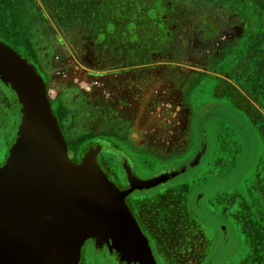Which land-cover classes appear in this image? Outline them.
Instances as JSON below:
<instances>
[{
	"label": "crops",
	"instance_id": "1",
	"mask_svg": "<svg viewBox=\"0 0 264 264\" xmlns=\"http://www.w3.org/2000/svg\"><path fill=\"white\" fill-rule=\"evenodd\" d=\"M58 37V42L63 47L61 51L68 58L74 59L67 40L60 36L59 32ZM164 64V61H155V63L151 61L141 65L122 63L110 70H95L103 82L102 91L98 93L99 95H86L77 86L72 84L66 85L62 82L57 83L55 76L44 80L37 73L45 87L46 97L50 103V111L55 118L57 139L59 138L57 151L58 148L61 149V154L58 153V157L63 158L67 164L76 165L78 168L83 167L91 172L97 171L110 186L113 185L118 188L104 172L106 169L103 165L107 164L117 171L121 180L125 181L123 188H118L120 191H123L126 187H136L130 192L125 201L141 231V226L130 207V204L131 206L133 205L131 195L139 197L154 189L164 188L169 186L177 177L187 179L193 175V172L204 165L210 150L215 148L218 151V145L225 143L224 140H220L222 133L217 127L213 126H217V124L223 122L222 117L211 114L212 109L217 107V105L207 104L208 106L203 105L202 107L200 106L201 108L199 107L200 109L196 108L195 111L192 110V113L189 112L192 115L191 121L182 123L177 117V114L181 113V106L175 103L174 99H171L173 98L172 92H174V89L172 90V84L166 82L163 75L158 77L161 82L158 80L159 82H156L154 86H150L146 90L140 89L130 92L125 85L118 84V81L135 79L138 73L144 71L152 72L156 65L162 66ZM210 74L216 76L219 80H224L225 77H228H223L216 73ZM137 79L141 81L143 77H138ZM107 82H112L114 87L107 86ZM229 84V82L226 83V85ZM0 85L10 90L14 101L19 107L18 114L13 118L10 126L0 125V178H3L6 171L10 172L8 174L16 175L22 171H32L39 168L44 162L46 143H48L50 151L54 149V143L52 140H45L39 119L36 116L27 117L25 113L27 108L26 100L16 83L3 70H0ZM111 89L113 94L110 93ZM153 92H156L157 95H154ZM166 93L168 98L164 97ZM187 93V88H185V101L188 104L190 103V98ZM148 97L149 99H146ZM54 104L60 107L68 106L72 109L70 110L72 112V120L67 125L65 124L66 118H60L57 112L53 110ZM251 105L255 108L257 107L255 104L251 103ZM186 106L191 111L192 107ZM188 107L185 110L182 109L184 114L187 113ZM259 113L264 115L262 112ZM181 128L187 129L183 137L185 139L184 144L191 145L190 151L183 157L175 156L169 159L168 161L171 162L163 167L158 166L160 168L158 170L159 173L154 176L149 175L140 178L137 161L141 155L140 151L156 156H172L173 154H178L181 150L182 152L185 151V146H183L176 152V150H173L171 144L177 136L175 134L176 131L181 130ZM81 131L83 135H86L85 137H88L89 142L79 159L73 161L68 157L67 141L71 136L75 137ZM250 132V127L241 125L239 131L235 132L236 135L233 134L232 143L234 144L233 140L239 142L240 148L236 151L242 152L241 155L243 154L244 156L250 152L246 148V139L251 134ZM190 133L191 136L189 135ZM178 135L177 138L180 137V134ZM211 136L214 137L216 147L212 145L213 139L211 140ZM246 149L248 152H246ZM152 161L155 160L152 159ZM235 164L239 163L234 161L230 166L232 167L230 168L231 170L228 168L226 176L220 175L217 178L209 180V176L206 179L204 173L199 181L202 184H206L207 188L195 190L184 201L186 205H190L197 221L202 226L199 228H203L205 232L207 230L215 231L218 239H220V243L215 244L209 243L208 238L204 239V241L208 242L205 245L208 246L207 251L209 253L204 258L205 262L203 264H230L227 258L232 254L234 248H236L233 242L234 238L232 237V232H235L236 227L234 218L229 213L219 214L214 211V204L223 195L224 190L229 191L235 182L242 180L243 174L249 169L250 163L245 166V170L242 173H238L237 178L233 182L228 183L226 181L227 177L237 173L233 167ZM160 177L165 180L154 184L155 179H159ZM133 181L136 182L135 185L132 184ZM146 181H150L151 184H141L147 183ZM241 182L245 183V180ZM255 183L256 181H254ZM256 187L259 192L260 206L264 207V197L261 195L258 185ZM175 202L178 203L177 201ZM1 215L0 217L4 218L7 225L12 223L13 217L10 213ZM207 217L216 219V226L208 222ZM2 222L0 221V224L4 225ZM7 233H9V236L0 239V264H37V261L32 258L28 260H10L13 250L11 249V243L14 240L12 239L11 232ZM99 240L88 238L84 241L79 249V258L76 264H83V253L87 254L90 252L89 245H92L96 252H105L109 255L112 260L110 264H161V259L154 254L152 243L149 239L148 248L152 257L149 260H144L142 257L133 254L127 247L117 249L114 246L112 238L103 239L105 241L103 243ZM26 251L22 250V252ZM84 256L85 259L86 257L90 258L89 254ZM86 264L105 263L96 262L95 259L91 258L87 260Z\"/></svg>",
	"mask_w": 264,
	"mask_h": 264
},
{
	"label": "rangeland",
	"instance_id": "2",
	"mask_svg": "<svg viewBox=\"0 0 264 264\" xmlns=\"http://www.w3.org/2000/svg\"><path fill=\"white\" fill-rule=\"evenodd\" d=\"M3 1L4 0H0V44L6 46L20 56L35 70L36 73L38 72L31 62L34 58L31 53L40 51L42 48L41 51L43 52L52 51V53L64 54L61 51L63 47L59 42L54 43L49 40L52 36L53 39H59L57 32H59L60 36L66 39L62 35V31L66 32L65 34H68V30L65 31L68 27L72 26L70 31L76 27L79 31L76 32V38L73 40L75 41L74 43L80 47L79 45L85 42L86 33L88 34L90 32L89 35H94V33H97L96 31H100L98 29L102 26L101 24H107L104 27L107 26L110 28L111 26H115L119 30L126 31L128 21H132L137 15L134 9L129 14V19L124 17L121 19L116 16L117 19L111 23H109V21L107 22L106 19L103 20V23L95 21V23H91L89 26H87L88 23L86 22H82L78 26L71 24L66 27L62 25L64 29H61L57 26L56 21L46 13L44 6L41 4V0H34L32 4L28 5V9L21 10L18 13L10 8L5 9ZM210 1L217 3L223 0ZM235 6L238 8L241 16H245L249 20L255 31L263 24V16L257 14L259 11L257 3L254 5H251L250 3L248 5H245V3L242 5L236 4ZM6 12H11L15 18L23 20L20 24L17 20L8 22L4 16ZM237 33H239L238 30ZM125 34L128 36H126L127 39H124V43L117 41L119 39H116V36L107 32L100 37V42L104 47H108L109 49H114L115 46L126 48L129 46L128 44L126 45V43H129L132 40L135 41L136 39H128L131 35V31ZM215 36L217 37L216 39H211L210 36L208 39H204L203 47L206 49L212 48L214 42L219 41L221 48L217 46L216 51L223 52L230 48V46H227V39H239L236 34L234 35L232 28L226 27L225 24H221L219 31ZM184 39V37H162L161 40H165L166 48H162L158 52L163 54L168 53V56L174 55L173 51L175 48L178 49L179 45H184L182 42ZM192 43H194L193 45H196L195 39ZM54 44L58 46L56 49H54ZM86 45L88 49H85L84 54L86 55L88 62H91V59H89V56L91 55V44L88 42ZM246 45H249L250 47V51L246 54L242 52L243 46L235 47L234 49L231 48L225 54L222 65V69L225 72H222L217 65L213 66L211 60L206 63L203 62L205 67L211 68L213 66L214 71H218L221 74L228 76L224 78V81L226 80V82H229V85H222L220 80L213 75L199 73L194 77V74H191L190 72L186 73L187 80L192 78L187 93L190 98V103H188V105L192 107L191 111H195V108L198 109L203 105L208 106L207 104L217 105V107L212 109L211 114L213 116L222 117L223 122L217 124V126H213L217 127L222 133V138H219L220 140H224L225 143H220L218 145V151H216L215 148L210 150L204 165L197 171L193 172V175L189 176L187 179L177 177L169 186L164 188L160 187L154 189L139 197H133L134 195H131L133 204L132 212L137 218L139 225L142 226L143 234L148 239H151L148 226L143 223V220L145 218L151 224L154 222V225L160 220L164 223L162 216L158 217V215H156V212L161 207V202H163L162 199L171 198L174 202L177 201L179 209L184 211L183 206H185L184 201L186 197L195 190H203L207 186L199 181L204 173L206 179L207 176H209V180L217 178V176L220 175L226 176L228 168H232L230 166L235 161L239 163L233 166L237 173H234V175L231 176L229 175L226 179L228 183H231L237 178L238 173H242L245 170V166L250 163L249 169L244 172L245 174H243L242 178V180H245L246 184L242 183L241 180L235 182L230 187L229 191L224 190V193H222L223 195L214 204V211L219 214L229 213L235 220V222H233L236 224V227L234 226L235 232H232V237L234 238L233 242L236 248H234L232 254L227 258L230 264H264V255L259 254L260 249L264 250V207L260 206L259 192L256 187L257 185H260L259 187L264 185V115L259 113H264V36L262 39H248ZM146 51V48L145 50H141L139 55L142 56ZM192 51H194V49L189 50L188 52L194 54L195 52ZM211 56L212 51L208 57L210 58ZM155 61H153V63H155ZM256 62H258L261 67L258 71H256ZM184 66L185 63L183 61L178 63V65L166 64V72L164 73L165 80L177 83L179 80L183 79L184 76L180 74V69L184 68ZM160 71L161 69L159 68V65H156L154 71L155 74H160ZM152 75L153 71L140 72L135 79H126L122 82L118 81V84L125 85L130 92L140 89L146 90L150 88V86H154L156 82H159ZM138 77H143V80L139 81V79H137ZM106 84L107 86L114 87L112 82H107ZM190 89L192 90L189 91ZM110 93L113 94L112 89ZM251 103L255 104L257 107H253ZM53 110L57 112L60 118H66V125L72 120V112L70 111L72 109L70 107H60L59 105L54 104ZM241 125L250 127L251 131V134L247 136L249 139H246V148L250 151L249 153H246V156L243 154L241 155V151V153L236 151L240 148L239 142L233 140L235 145L232 143L233 134L236 135L235 132L239 131ZM189 135L191 136V133ZM85 136L86 135H83L81 131L79 134H76L75 137L71 136L67 141L68 157L71 160L77 161L88 145L89 140L88 137ZM213 138L214 137L211 136V140ZM212 145H215L216 147L214 139L212 140ZM184 146L185 151L182 152L181 150V152L173 154L172 156H156L148 152L143 153L140 151V158L137 159L139 165V177L143 178L149 175L154 176L159 173L158 170L160 168H158V166L163 167L169 164L171 161L168 160L175 156L183 157L186 155L190 151L191 145L187 144ZM246 152H248L247 149ZM152 159L155 161H152ZM254 181H256L255 184ZM149 208H153L151 213H148L149 211L147 212ZM207 220L213 226H216V219L207 217ZM151 224H149V226ZM204 234L205 235L202 236L198 233L194 237L196 240L195 243L200 249H202L204 244L208 242L212 244L220 243V239H218V235L215 231L207 230ZM205 238H208V242L204 241ZM152 242L153 241L151 240V243ZM89 250L90 252L87 254H89L90 258L86 257L85 264L87 263V260H90L91 258L95 259L96 262L105 264L111 263V257L105 252H96L92 245H89ZM158 252L162 254L161 256L166 255L165 252ZM256 253H258L257 256ZM156 255L160 259L157 253Z\"/></svg>",
	"mask_w": 264,
	"mask_h": 264
},
{
	"label": "water",
	"instance_id": "3",
	"mask_svg": "<svg viewBox=\"0 0 264 264\" xmlns=\"http://www.w3.org/2000/svg\"><path fill=\"white\" fill-rule=\"evenodd\" d=\"M0 70L20 89L27 102V117L36 116L45 140L54 143L52 151L46 143L39 168L16 175L6 171L0 178V216L10 213L13 217L9 225L0 217L4 224H0V239L11 232L14 240L10 260L32 258L37 264H76L79 249L88 238L100 239L101 243L112 238L117 249L127 247L144 260L151 259L148 238L125 201L136 187L120 191L97 171L78 168L58 157L61 149L57 151L55 118L35 70L2 44ZM161 180L165 179H155L154 184ZM146 182L141 184H151Z\"/></svg>",
	"mask_w": 264,
	"mask_h": 264
},
{
	"label": "flooded vegetation",
	"instance_id": "4",
	"mask_svg": "<svg viewBox=\"0 0 264 264\" xmlns=\"http://www.w3.org/2000/svg\"><path fill=\"white\" fill-rule=\"evenodd\" d=\"M217 9L212 10L211 14L202 12H185L184 7H172L168 10H161L159 13L157 12V7H152L147 11L141 10L132 21H128L126 31L119 30L115 26H111L110 28L103 29L100 31H96L94 35H89L90 32L85 35V42L80 44L78 47L75 41L73 40L76 35V32L79 31L76 27L70 31L68 34L62 35L66 38L72 53L73 57L68 58L66 55H61L57 53L47 52V51H35L31 53L34 57L31 61L32 64L36 67L37 72L42 76L45 80L52 76H55L56 82H62L66 85H74L77 86L78 89H81L86 95H94L98 94L102 91V79H100V75L95 72V70H103V69H113L119 64H145L146 62H153L155 60L164 61L165 64L159 66L161 69L160 74H155V68L153 69V75L155 79L159 80V76L163 75L166 72L165 65L172 64L178 65L182 61L185 63L184 68L180 69V74L184 76L183 79L179 80L177 83H173L172 81H167L172 84V90L174 89L173 98L175 103L180 104L181 113L177 114L179 120L182 123L185 121L188 123L192 119V115L189 112L190 108L185 101L184 89L188 88L191 83V79L187 80L186 73L190 72L194 74V77L199 73H205L206 75H211L210 73H216L221 76H226L221 74L218 71L213 70V66L217 65L222 72H225L222 69V65L224 62L225 54L232 48L243 46V53H247L250 51L249 45H246L248 39H262L264 36V21L256 31L253 29L252 24L245 16L236 15L233 12H224L217 13ZM264 6L260 8L257 14L262 15L264 18ZM221 24H225L226 27L232 28L234 35L236 34L239 39H227V46H230L228 50H224L223 52H217L216 47L221 48L220 42H214L212 48H204V39H208L210 36L211 39H216L215 34L219 31V27ZM237 30L239 33H237ZM102 31V32H101ZM131 31V35L128 39H136L132 40L128 44L129 46L126 48L115 46L114 49H109L108 47H104L100 42V37H102L106 32L111 33L113 36H116L117 41L124 43V39H127L125 33H129ZM125 32V33H124ZM58 33V32H57ZM69 35V36H68ZM87 36V37H86ZM162 37H172V38H182L185 39L182 41L184 45H179L178 49L175 48L173 51L174 55L168 56V53L158 52L162 48L165 47V40H161ZM195 39L196 45L192 43ZM50 41L54 43H58V39H53V36ZM88 42L91 44V52L89 59L91 62H88L85 53V49L87 47L86 44ZM86 43V44H85ZM191 45V47H190ZM58 46L54 44V49ZM147 51L140 56L139 52L141 50ZM194 49V54L189 53V50ZM239 49V48H238ZM90 50V49H89ZM212 51V56L209 58L208 55ZM157 52V53H156ZM198 53V54H197ZM212 61V67L207 68L204 66L203 62ZM256 71L260 70L258 62H256ZM217 78V77H215ZM76 79H90L95 80L97 82L96 86L91 88L89 92H86L84 89L80 87L75 80ZM218 79V78H217ZM219 80V79H218ZM55 81V80H54ZM160 81V80H159ZM222 85H226V81L220 80ZM154 95H157L156 92ZM61 95V93H60ZM99 95V94H98ZM168 98V95L164 96ZM146 99H149L146 98ZM188 107V111L186 114L183 113ZM18 105L14 101L13 95L7 88L0 85V125L2 126H10L13 122V118L18 114ZM183 109V110H182ZM196 109V108H195ZM187 129L181 128V130L176 131L177 136L171 142L173 150H180L185 144V139L183 135H185V131ZM105 164V163H104ZM106 171H104L110 178V180L119 188L122 189L125 181L121 180L118 176L117 171L113 170L111 166L105 164L103 165ZM260 186V185H259ZM258 186V187H259ZM261 195L264 197V185L259 187ZM130 207L133 208V205ZM141 229L142 226H141ZM153 248V252L160 257L161 264H203L205 262L204 258L208 256L209 251H207L208 246L204 244V247L200 249L196 244H189L190 248H194V253H189L185 250V253L181 255L178 260H171V258H165V256H161L158 251L163 248L161 245L151 244ZM188 247V246H185ZM205 249V251H204ZM86 253H83V264H85V256ZM167 257V256H166Z\"/></svg>",
	"mask_w": 264,
	"mask_h": 264
},
{
	"label": "trees",
	"instance_id": "5",
	"mask_svg": "<svg viewBox=\"0 0 264 264\" xmlns=\"http://www.w3.org/2000/svg\"><path fill=\"white\" fill-rule=\"evenodd\" d=\"M33 2L34 0H4L3 5L5 9L10 8L18 13L21 10L28 9V5ZM244 3L245 5L257 3L259 10L264 6V0H223L217 3L210 0H41L46 13L56 21L57 26L61 29H64L62 25L66 27L71 24L78 26L80 23L86 22L88 23L87 26H89L91 23H95V21L103 23V20L106 19L107 22L111 23L117 19L116 16L121 19L122 17L129 19V14L134 9L138 14L141 10L147 11L152 7H157L158 13L164 9L168 10L172 7L181 6L185 8V12L211 14L212 10L217 9L219 11L217 13L224 12L226 14L227 12H233L236 15H241L235 5H242ZM4 16L8 22L17 20L20 24L23 20L15 18L11 12H6ZM101 25L98 30L107 29V26L104 27L107 24ZM70 28L72 26L68 27L65 31L68 30L69 33ZM62 32L64 33V31ZM162 201L156 215L158 217L162 216L164 223L160 220L154 225V222L151 224L145 218L143 223L148 226L151 238L149 241L151 242L152 240L154 245H161L163 247L159 250L166 253L165 258L178 260L185 253V250L189 253L195 252V249L190 248L189 244H196L195 235L199 233L204 236L205 231L203 228H199L202 226L197 221L189 204L186 205L184 202V211H181L178 203L171 200V198H164ZM152 209L149 208L147 212L151 213ZM149 224L151 225L149 226ZM259 254L264 255V250L260 249ZM257 255L258 253H256Z\"/></svg>",
	"mask_w": 264,
	"mask_h": 264
},
{
	"label": "built area",
	"instance_id": "6",
	"mask_svg": "<svg viewBox=\"0 0 264 264\" xmlns=\"http://www.w3.org/2000/svg\"><path fill=\"white\" fill-rule=\"evenodd\" d=\"M80 87L84 89L86 92H89L91 88L95 87L97 82L95 80L90 79H76L75 80Z\"/></svg>",
	"mask_w": 264,
	"mask_h": 264
}]
</instances>
